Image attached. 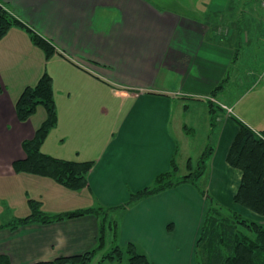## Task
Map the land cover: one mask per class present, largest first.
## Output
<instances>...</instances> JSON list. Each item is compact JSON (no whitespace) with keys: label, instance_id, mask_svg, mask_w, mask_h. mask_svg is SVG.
Returning a JSON list of instances; mask_svg holds the SVG:
<instances>
[{"label":"crops","instance_id":"1","mask_svg":"<svg viewBox=\"0 0 264 264\" xmlns=\"http://www.w3.org/2000/svg\"><path fill=\"white\" fill-rule=\"evenodd\" d=\"M226 2L219 0V28H209L205 20L160 10L148 0H0L55 49L46 58L19 26L0 39V223L28 216L30 199L50 215L102 209L98 216L0 227V254L11 264L94 248L104 214L109 225L103 253L133 242L150 264H196L195 242L208 203L194 180L129 199L171 170L172 160L173 181L197 170L207 148L203 173L207 191L219 196L215 204L256 216L233 201L242 173L226 157L238 122L264 130V28L255 10L244 7L235 13L243 28H226L230 14H222L232 11ZM43 72L52 79L57 123L40 149L93 161L80 190L12 167L25 156L22 142L46 117L43 107L23 122L15 112L22 90Z\"/></svg>","mask_w":264,"mask_h":264},{"label":"trees","instance_id":"2","mask_svg":"<svg viewBox=\"0 0 264 264\" xmlns=\"http://www.w3.org/2000/svg\"><path fill=\"white\" fill-rule=\"evenodd\" d=\"M13 26L26 29L30 33L33 44L44 52L46 58L54 53V47L46 39L26 27L0 6V39ZM40 106L45 109L46 117L34 136L22 142L25 156L13 161L12 167L17 173L49 177L67 189L80 190L87 184V175L93 167V161L61 159L45 154L40 149L43 140L57 123L52 79L47 72H43L35 85L26 86L22 90L15 104L17 119L21 122L26 121ZM238 123V132L226 157L228 163L240 169L242 173L233 201L258 217H264V130L257 132L241 122ZM209 156L210 149L207 148L199 160L197 170H192L175 181L172 180V176L175 175L177 166L172 160L171 170L157 175L151 186L132 193L129 201L149 196L184 180L193 181L202 175ZM29 207L30 214L16 219L10 229L28 223L48 224L86 214L98 216L102 210L101 208H84L50 215L41 209V202L34 199L29 200ZM104 216L105 214L99 224L98 241L94 248L79 254L58 256L31 264H91L104 247L106 228ZM107 224L109 225V222ZM194 251L196 264H264V221L245 217L219 204H208ZM124 257L127 259V264H150L147 255L142 253L133 242H128L124 247L113 245L110 250L102 254L97 264H103L106 260L120 261ZM0 264H11L5 254H0Z\"/></svg>","mask_w":264,"mask_h":264},{"label":"rangeland","instance_id":"3","mask_svg":"<svg viewBox=\"0 0 264 264\" xmlns=\"http://www.w3.org/2000/svg\"><path fill=\"white\" fill-rule=\"evenodd\" d=\"M148 1L160 10L175 12L180 15H184L186 17L205 20L207 21V24L205 25L208 26L209 28L213 24H216L217 28H219V16H220L219 15V0H148ZM226 1L231 3V10H232L230 11L229 9V11L227 12L225 11L222 14V15L230 14V17H228V21L230 23L227 25L226 28H243L241 26L243 17L238 18L235 15L236 10L242 7H244L246 10H251V9L255 10L254 11L255 17L257 16L256 23L259 25L260 28H264V7L261 4H259L260 0H226ZM205 17L206 18L208 17L209 19L207 20ZM232 20L234 22H231ZM30 41H31V44L34 46L31 39ZM241 72H244V71L241 69ZM116 102L117 101L115 98L111 100V104L116 103ZM40 107L42 108V106ZM207 174L208 172L205 171L201 177L199 176L195 178L194 181L196 183L195 185L200 191V196L202 197L207 196L208 198L206 202L211 205V204H214L215 201L219 199V196H217L211 190L207 191L206 182H208L209 180V178H206ZM63 198H65L66 200L68 198H73V197L65 196ZM211 201H214V202H211ZM242 215L245 217L251 218V219L264 221V217H258L257 215H256L257 217L246 215V214H242ZM20 218H23V217L12 218L10 220V223L8 224H5L6 220L3 219L2 223H0V227H7L10 229L12 227V223L15 222L14 220L20 219ZM102 218L103 217L101 216V219ZM105 220H106V227H107L108 225L107 222H109V220L108 218H105ZM109 238H110L109 235H107V242ZM105 250H107V245L104 248V250L99 252L94 257L91 264H96V260L98 256L101 255Z\"/></svg>","mask_w":264,"mask_h":264},{"label":"built area","instance_id":"4","mask_svg":"<svg viewBox=\"0 0 264 264\" xmlns=\"http://www.w3.org/2000/svg\"><path fill=\"white\" fill-rule=\"evenodd\" d=\"M259 4H261L263 7H264V0H260L259 1ZM220 106L222 107V108H224V109H227L228 111H231V109L230 108H228L226 105H224V104H220Z\"/></svg>","mask_w":264,"mask_h":264},{"label":"water","instance_id":"5","mask_svg":"<svg viewBox=\"0 0 264 264\" xmlns=\"http://www.w3.org/2000/svg\"><path fill=\"white\" fill-rule=\"evenodd\" d=\"M1 6V5H0Z\"/></svg>","mask_w":264,"mask_h":264}]
</instances>
